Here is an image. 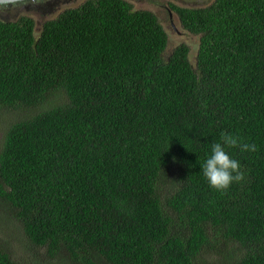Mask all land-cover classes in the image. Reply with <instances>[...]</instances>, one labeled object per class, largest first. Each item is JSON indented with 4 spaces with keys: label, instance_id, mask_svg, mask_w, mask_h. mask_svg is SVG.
I'll return each mask as SVG.
<instances>
[{
    "label": "trees",
    "instance_id": "1",
    "mask_svg": "<svg viewBox=\"0 0 264 264\" xmlns=\"http://www.w3.org/2000/svg\"><path fill=\"white\" fill-rule=\"evenodd\" d=\"M170 6L194 58L129 0L0 16V208L55 264H264V0ZM225 132L255 150L221 192Z\"/></svg>",
    "mask_w": 264,
    "mask_h": 264
},
{
    "label": "rangeland",
    "instance_id": "2",
    "mask_svg": "<svg viewBox=\"0 0 264 264\" xmlns=\"http://www.w3.org/2000/svg\"><path fill=\"white\" fill-rule=\"evenodd\" d=\"M85 0H61L60 5L55 11L43 13L35 7V4H25L24 6H0V16L6 19H12L21 14L33 16L37 22V32L39 33L44 20L56 17L62 10L80 5ZM136 9H148L155 12L169 35L170 52L175 46L182 42L191 46L192 57L197 49L199 36L189 33L180 24L179 18L170 6V3L187 6L202 7L211 3L213 0H129ZM171 10L173 15H170ZM51 12V13H50ZM5 112V113H4ZM0 119V142L3 138L4 131L9 120H6L7 112L2 111ZM5 207V206H4ZM0 235L6 238L12 244L13 250L17 257L23 259L28 264H55L51 259L44 256L43 249L35 248L26 238L20 223L13 218L5 209L0 208Z\"/></svg>",
    "mask_w": 264,
    "mask_h": 264
},
{
    "label": "clouds",
    "instance_id": "3",
    "mask_svg": "<svg viewBox=\"0 0 264 264\" xmlns=\"http://www.w3.org/2000/svg\"><path fill=\"white\" fill-rule=\"evenodd\" d=\"M233 147L241 151L255 150L254 144L242 142L239 137L225 132L220 140L211 144L209 154L200 165L209 186L217 191H226L233 182L243 178L240 161L228 151Z\"/></svg>",
    "mask_w": 264,
    "mask_h": 264
},
{
    "label": "water",
    "instance_id": "4",
    "mask_svg": "<svg viewBox=\"0 0 264 264\" xmlns=\"http://www.w3.org/2000/svg\"><path fill=\"white\" fill-rule=\"evenodd\" d=\"M36 1V0H0V6H7L10 7L14 4H19V3H28L31 4V2ZM61 0H44L40 3H37L35 5L36 8L40 9L43 11V13H46L47 11H55L56 7L60 5ZM50 12V13H51ZM170 15L172 16V10L170 12ZM19 16V15H18Z\"/></svg>",
    "mask_w": 264,
    "mask_h": 264
},
{
    "label": "flooded vegetation",
    "instance_id": "5",
    "mask_svg": "<svg viewBox=\"0 0 264 264\" xmlns=\"http://www.w3.org/2000/svg\"><path fill=\"white\" fill-rule=\"evenodd\" d=\"M42 1H44V0H36V1L31 2V4H35L36 5L37 3H40ZM25 4H28V3H19V4H14L12 6H24ZM1 7H3V6H1ZM4 7H7V6H4ZM172 13H173V11H172Z\"/></svg>",
    "mask_w": 264,
    "mask_h": 264
}]
</instances>
